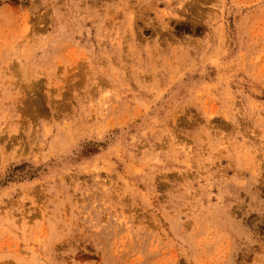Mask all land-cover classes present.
Listing matches in <instances>:
<instances>
[{"label": "rangeland", "instance_id": "1", "mask_svg": "<svg viewBox=\"0 0 264 264\" xmlns=\"http://www.w3.org/2000/svg\"><path fill=\"white\" fill-rule=\"evenodd\" d=\"M0 264H264V0H0Z\"/></svg>", "mask_w": 264, "mask_h": 264}]
</instances>
